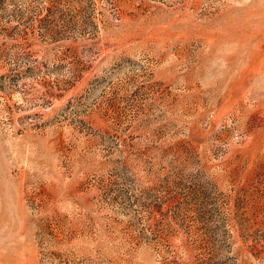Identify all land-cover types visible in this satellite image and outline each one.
<instances>
[{"label": "rangeland", "instance_id": "1", "mask_svg": "<svg viewBox=\"0 0 264 264\" xmlns=\"http://www.w3.org/2000/svg\"><path fill=\"white\" fill-rule=\"evenodd\" d=\"M0 264H264V0H0Z\"/></svg>", "mask_w": 264, "mask_h": 264}]
</instances>
